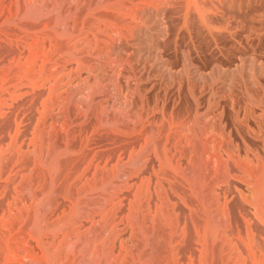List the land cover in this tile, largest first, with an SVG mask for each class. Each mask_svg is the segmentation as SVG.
<instances>
[{
    "label": "rangeland",
    "instance_id": "1",
    "mask_svg": "<svg viewBox=\"0 0 264 264\" xmlns=\"http://www.w3.org/2000/svg\"><path fill=\"white\" fill-rule=\"evenodd\" d=\"M82 1L0 0V264H264V0Z\"/></svg>",
    "mask_w": 264,
    "mask_h": 264
},
{
    "label": "bare ground",
    "instance_id": "2",
    "mask_svg": "<svg viewBox=\"0 0 264 264\" xmlns=\"http://www.w3.org/2000/svg\"><path fill=\"white\" fill-rule=\"evenodd\" d=\"M84 1V0H83ZM82 1V2H83ZM103 1V0H102ZM109 0H104V3L106 2H108ZM115 1H117V0H115ZM119 1V0H118ZM121 1V0H120ZM132 1V0H131ZM233 1V0H232ZM55 2V1H54ZM63 2V1H62ZM76 2V1H75ZM82 2H80V3H82ZM113 2H114V0H113ZM123 2V1H122ZM108 3H112L111 1L110 2H108ZM39 4V3H38ZM63 4V3H62ZM112 4H116V3H112ZM111 4V5H112ZM119 4H120V2H119ZM122 4H124V2L122 3ZM128 4H130L129 2H128ZM128 4H126V5H128ZM208 4V3H207ZM77 5V4H76ZM80 5V4H79ZM84 5V4H83ZM105 5V4H104ZM110 5V4H109ZM81 6V5H80ZM106 6H107V4H106ZM122 6V5H121ZM62 7V6H61ZM74 7V6H73ZM91 7V6H90ZM100 7V6H99ZM105 7V6H104ZM104 7H103V9H104ZM109 7V6H108ZM120 7V6H119ZM124 7V6H123ZM95 8V7H94ZM97 8H98V6H97ZM111 8V7H110ZM179 8V7H178ZM181 8V7H180ZM57 9V8H56ZM55 9V10H56ZM59 9H62V8H60L59 7ZM85 9V8H84ZM174 9V8H173ZM67 11L68 9H64L63 11ZM71 10V9H70ZM76 10V9H75ZM88 10H90L89 8H88ZM95 10V9H94ZM94 10H93V12H94ZM97 10V9H96ZM99 11H100V9H98ZM172 10V9H171ZM179 10V9H178ZM177 10V11H178ZM59 11V10H58ZM65 11V12H66ZM85 11V10H84ZM99 11H97V12H99ZM102 12H103V10H101ZM105 11V10H104ZM112 11V10H111ZM180 11H181V9H180ZM242 11V10H241ZM44 12H45V10H44ZM73 12V11H72ZM89 12V11H88ZM93 12L91 11V13L93 14ZM113 12V11H112ZM112 12H110V14L112 13ZM169 12V11H168ZM172 12V11H171ZM175 12V11H174ZM233 12H235L234 10H233ZM36 13H40V12H36ZM46 13V12H45ZM64 13V12H63ZM76 13V12H75ZM81 13V12H80ZM96 13V12H95ZM142 13V12H141ZM232 13V12H231ZM57 14V13H56ZM82 14V13H81ZM142 14H144V13H142ZM148 14V13H147ZM166 14V13H165ZM168 14V13H167ZM61 15V14H60ZM59 15V16H60ZM69 15V12H68V14H67V16ZM72 15H74V14H72ZM85 15V14H84ZM88 16L90 15V13L89 14H87ZM87 15H85V16H87ZM94 15V14H93ZM115 15V14H114ZM144 15H146V14H144ZM192 15V14H191ZM34 16V15H33ZM63 16V15H62ZM70 17H71V15H69ZM98 16V18L99 17H101V14H100V16L99 15H97ZM97 16L95 17V18H97ZM102 16H104V17H106L107 19H109L110 17L109 16H107V15H102ZM66 17V16H65ZM82 17V16H81ZM84 17V16H83ZM82 17V18H83ZM238 17V16H237ZM240 17V16H239ZM38 18H39V15H38ZM68 17H66V19H67ZM74 18H77V17H74ZM80 18V17H79ZM85 18V17H84ZM93 18H94V16H93ZM92 18V19H93ZM97 18V19H98ZM118 18V17H117ZM190 18H191V16H190ZM59 19H60V17H59ZM61 19H62V17H61ZM64 19V18H63ZM70 19H72V18H70ZM164 19V18H163ZM193 19V18H192ZM244 19V18H243ZM35 20V19H34ZM74 20V19H73ZM79 20V19H78ZM82 20V19H81ZM85 21H86V19H84ZM88 20V19H87ZM100 20V19H99ZM116 20V19H115ZM173 20V19H172ZM191 20V19H190ZM217 20H219V18L217 19ZM217 20H216V22H217ZM221 20V19H220ZM57 21V20H56ZM60 21V20H59ZM95 21V20H94ZM101 21V20H100ZM99 21V22H100ZM104 21V20H103ZM117 21V20H116ZM175 21V20H174ZM173 21V22H174ZM196 21V20H195ZM84 22V21H83ZM87 22V21H86ZM92 22H93V20H92ZM96 22V21H95ZM106 22V21H105ZM165 22V21H164ZM221 22V21H220ZM70 23V22H69ZM68 23V24H69ZM78 23V21L76 22V24ZM113 23H114V18H113ZM170 23V22H169ZM211 23H213L212 21H211ZM219 23V22H218ZM233 23V22H232ZM235 23V22H234ZM67 24V23H66ZM88 24V23H87ZM97 24V23H96ZM193 24V23H192ZM98 25V24H97ZM109 25V24H108ZM166 25H168V23H166ZM174 25V24H173ZM232 25V24H231ZM73 27L75 26V23H74V25H72ZM77 26V25H76ZM75 26V27H76ZM93 26V25H92ZM101 26V25H100ZM102 26H104V25H102ZM34 27V26H33ZM64 27V26H63ZM168 27V26H167ZM170 27V26H169ZM172 27V26H171ZM176 27V26H175ZM190 27V26H189ZM231 27V26H230ZM34 28H36V27H34ZM60 28V27H59ZM85 28V27H84ZM100 28H102V27H100ZM104 28V27H103ZM173 28V27H172ZM32 29V28H31ZM82 29H83V27H82ZM87 29V28H86ZM88 29H90V27L88 28ZM170 29V28H169ZM175 29V28H174ZM104 30V29H103ZM167 30V29H166ZM69 31V30H68ZM197 31V30H196ZM102 32V31H101ZM202 32V31H201ZM242 32V31H241ZM195 33V32H194ZM193 33V34H194ZM213 33V32H212ZM170 34V33H169ZM214 34V33H213ZM99 35V34H98ZM100 35H101V33H100ZM196 36V35H195ZM221 36H223V35H221ZM227 37V36H226ZM100 38H103V36H101ZM238 38V37H237ZM167 39V38H166ZM204 39V38H203ZM239 39V38H238ZM220 40V39H219ZM227 40V39H226ZM199 41V40H198ZM201 41V40H200ZM199 41V42H200ZM217 41H218V39H217ZM182 42V41H181ZM210 42V41H209ZM171 43V42H170ZM224 43V42H223ZM117 45V44H116ZM124 45V44H123ZM207 45V44H206ZM99 46V45H98ZM115 46V45H114ZM182 46V45H181ZM117 47V46H116ZM116 47H115V49H116ZM203 47V46H202ZM205 47V46H204ZM169 48V47H168ZM185 48V47H184ZM199 48H200V45H199ZM119 49H120V47H119ZM101 50V49H100ZM118 50V49H117ZM225 50V49H224ZM97 51H99V49L97 50ZM115 51V50H114ZM124 52V51H123ZM100 53H101V51H100ZM99 53V54H100ZM98 54V53H97ZM117 54V53H116ZM161 54V53H160ZM100 56V55H99ZM100 57H102V56H100ZM84 58V57H83ZM89 58V57H88ZM105 58V57H104ZM108 58V57H107ZM139 58V57H138ZM102 59V58H101ZM106 60V59H105ZM100 61V60H99ZM107 61V60H106ZM84 62V61H83ZM91 62H92V60H91ZM86 63H88V62H86ZM102 63V62H101ZM100 63V64H101ZM93 64H94V62H93ZM92 63H91V66L93 65ZM97 64H99V63H97ZM102 66V65H101ZM101 66H99V67H101ZM56 67V66H55ZM93 67V66H92ZM95 67V66H94ZM99 69V68H98ZM97 69V70H98ZM100 70V69H99ZM260 70V69H259ZM256 71H257V69H256ZM258 72V71H257ZM256 72V73H257ZM89 73V72H88ZM102 73V72H101ZM100 73V74H101ZM83 74V73H82ZM97 74H98V71H97ZM99 74V75H100ZM101 75H104L103 73L101 74ZM100 75V77H102ZM256 79V78H255ZM95 80H97V78L95 79ZM251 80V79H250ZM262 80V79H261ZM260 80V81H261ZM153 81V80H152ZM125 82H127V81H125ZM132 82V81H131ZM134 82V81H133ZM132 82V83H133ZM125 84V83H124ZM127 84V83H126ZM129 85V84H128ZM135 85V84H134ZM123 86V85H122ZM125 86V85H124ZM126 87L128 88V86L126 85ZM126 87H124V89L126 88ZM130 88V87H129ZM121 90V89H120ZM139 90V89H138ZM137 90V91H138ZM250 90V89H249ZM253 90V89H252ZM251 90V91H252ZM132 92V91H131ZM138 93H140V91L138 92ZM254 93H256L255 91H254ZM254 93H252V94H254ZM257 94V93H256ZM256 94L254 95V96H256ZM132 95V94H131ZM251 96V95H250ZM75 97V96H74ZM135 97V96H134ZM138 97V96H137ZM132 98H133V96H132ZM61 99V98H60ZM127 100V99H126ZM89 101V100H88ZM128 102V104H129V101H127ZM137 102L139 103V101L137 100ZM86 103V102H85ZM111 103H113V102H111ZM110 104V103H109ZM131 104V103H130ZM71 106V105H70ZM84 106V105H83ZM129 106H131V105H129ZM70 109V108H69ZM73 109V108H72ZM161 109V108H160ZM126 111V110H125ZM71 114V113H70ZM211 115V114H210ZM58 116V115H57ZM137 116V115H136ZM60 117V116H59ZM91 119H93V118H91ZM121 123V122H120ZM76 124V123H75ZM88 124V123H87ZM115 124V123H114ZM120 125V124H119ZM123 127H124V129H125V125H123ZM150 128V127H149ZM204 130V129H203ZM149 133H150V131H149ZM46 134V133H45ZM48 135H50V134H48ZM47 135V136H48ZM189 135V134H188ZM47 136H43V142L44 143H47V145L49 144L51 147H54V146H56V144L58 145V142H57V140H56V142L57 143H55V142H53L49 137H47ZM53 136V135H52ZM103 137V136H102ZM190 137V136H189ZM53 139V138H52ZM55 139H59L60 140V138H56L55 137ZM58 140V141H59ZM132 140V139H131ZM71 141V140H70ZM74 141V140H73ZM118 141V140H117ZM61 142V141H60ZM74 142H76V141H74ZM96 142V141H95ZM106 142V141H105ZM119 142V141H118ZM122 142V141H121ZM73 143V142H72ZM102 143V142H101ZM134 143H136V142H134ZM60 144V143H59ZM62 144V143H61ZM60 144V145H61ZM68 145V144H67ZM67 145H65L66 147H67ZM70 145V144H69ZM68 145V146H69ZM135 145V144H134ZM59 146V145H58ZM64 146V145H63ZM64 146V147H65ZM188 146V145H187ZM62 147V146H61ZM76 148H78V146H75ZM48 148V147H47ZM63 148V147H62ZM82 148V147H81ZM80 148V149H81ZM188 148V147H187ZM55 149L57 150V148L55 147ZM79 149V148H78ZM78 149H76V150H78ZM49 150H50V148H49ZM63 150V149H62ZM65 150H66V148H65ZM71 150V149H70ZM73 150V149H72ZM52 151V150H51ZM50 151V152H51ZM54 151V150H53ZM172 151V150H171ZM73 152V151H72ZM48 153H49V151H48ZM50 154V153H49ZM52 154V153H51ZM60 154H63V153H60ZM60 154H59V157H60ZM188 154V153H187ZM189 155H190V153H189ZM191 156V155H190ZM74 158V157H73ZM77 158V157H76ZM72 159V158H71ZM56 160H58V158H56ZM82 160V159H81ZM53 161V160H52ZM63 161V160H62ZM61 162V161H60ZM69 162V161H68ZM8 165V164H7ZM65 165V164H64ZM7 167V166H6ZM80 167H81V165H80ZM188 169H189V167H188ZM146 172V171H145ZM73 174H74V172H73ZM54 176V175H53ZM139 176V175H138ZM222 177V176H221ZM213 181V180H212ZM100 182V181H99ZM131 182V181H130ZM173 183V182H172ZM103 184H104V182H103ZM101 185V184H100ZM99 185V186H100ZM102 186V185H101ZM174 186V185H173ZM44 187V186H43ZM166 187V186H165ZM104 188V187H103ZM119 189V188H118ZM174 189V188H173ZM180 189V188H179ZM178 189V190H179ZM175 190H177V189H175ZM108 191V190H107ZM133 191V190H132ZM169 193V192H168ZM184 193V192H183ZM187 193V192H186ZM128 194V193H127ZM91 195V194H90ZM130 195V194H129ZM184 195V194H183ZM121 196H123V195H121ZM131 196V195H130ZM129 196V197H130ZM120 197V196H119ZM202 198V197H201ZM205 199V198H204ZM61 200V199H60ZM57 201H58V199H57ZM47 202V201H46ZM52 202V201H51ZM104 203V202H103ZM33 211V210H32ZM86 211H87V209H86ZM34 215V214H33ZM136 216H139V215H137V214H133V216H132V218L134 219V223H135V227H136V232H137V235L139 234V236H141V234L143 235V237H144V239L145 240H150L149 238L150 237H154V235H156L155 234V232H153L151 229L150 230H146V229H148V227L147 228H145V229H143V227H142V225H141V222H140V220H139V222H138V220H137V217ZM140 217V216H139ZM98 218V217H97ZM161 218V217H160ZM119 219V218H118ZM110 220V219H109ZM108 217H106V219H105V224L103 225V226H106L107 224H108ZM111 221V220H110ZM116 221V220H115ZM147 223V222H146ZM222 222L221 221H219V222H217V223H211L210 222V229L212 230V231H210V232H212V233H209V234H215V230H218L220 227H221V224ZM85 225V224H84ZM145 225V224H144ZM231 225V224H230ZM43 226V225H42ZM101 228V227H100ZM154 228V227H153ZM232 228V227H231ZM165 229V228H164ZM160 230V229H159ZM128 231V230H127ZM161 231H163L162 229H161ZM201 231H202V229H201ZM218 232V231H217ZM231 232H233V231H231ZM141 233V234H140ZM158 234V233H157ZM160 234H162V233H159L158 235V237H160ZM126 235V234H125ZM124 235V236H125ZM127 235H128V233H127ZM163 236V235H162ZM178 236V235H177ZM157 237V236H156ZM166 237V236H165ZM175 237V236H174ZM121 238V237H120ZM133 238V237H132ZM137 238H138V236H137ZM141 238V237H140ZM139 238V239H140ZM159 239V238H158ZM142 240H143V238H142ZM155 240H156V238H155ZM139 241V240H138ZM140 241H141V239H140ZM154 241V240H153ZM166 241V240H165ZM213 241V240H212ZM145 242V241H144ZM144 242H140L141 244H143ZM147 242V241H146ZM219 242V241H218ZM129 243V242H128ZM213 243V242H212ZM209 244V243H208ZM140 245V244H139ZM144 245H145V243H144ZM215 245V244H214ZM217 245V244H216ZM142 246V245H141ZM155 246V245H154ZM163 246V245H162ZM138 247V246H137ZM159 247V246H158ZM238 247V246H237ZM213 248V247H212ZM216 248V247H215ZM142 249V248H141ZM181 249V248H180ZM214 249V248H213ZM182 250V249H181ZM214 251V250H213ZM114 252V251H113ZM209 252V251H208ZM151 253V252H150ZM209 254V253H208ZM214 254V253H213ZM212 254V255H213ZM162 255H163V253H162ZM242 255V254H241ZM146 256H147V254H146ZM161 256V255H160ZM223 257V256H222ZM111 258V257H110ZM222 259V258H221ZM147 260V259H146ZM209 260V259H208ZM213 261V260H212ZM215 262V261H214ZM247 262V261H246ZM246 262H245V264H246ZM248 263V262H247ZM136 264V263H135ZM209 264V263H208ZM215 264V263H214Z\"/></svg>",
    "mask_w": 264,
    "mask_h": 264
}]
</instances>
